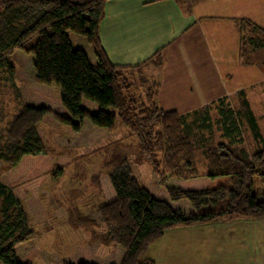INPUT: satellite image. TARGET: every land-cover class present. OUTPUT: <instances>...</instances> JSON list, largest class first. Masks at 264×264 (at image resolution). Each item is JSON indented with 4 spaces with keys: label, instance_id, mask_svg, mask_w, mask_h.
I'll list each match as a JSON object with an SVG mask.
<instances>
[{
    "label": "trees",
    "instance_id": "obj_1",
    "mask_svg": "<svg viewBox=\"0 0 264 264\" xmlns=\"http://www.w3.org/2000/svg\"><path fill=\"white\" fill-rule=\"evenodd\" d=\"M105 1L0 0V173L26 158L37 170L50 169L55 176L63 171L41 159L47 150L38 125L45 119L66 125L85 144L112 132L120 120L137 138L141 154L157 176L154 190L141 187L127 166L129 154L122 162H113L119 155L114 152L110 163L116 164L107 180L109 200L89 222L103 229L97 238L100 245H116L119 256L102 260L95 255L100 260L89 262L76 257L65 264H155L147 251L169 230L222 220H264V190L253 192L256 177L264 185V141L254 152L238 141L242 133L238 117L250 110L246 95L237 113L226 99L214 104L219 109L220 135L211 131L209 136L198 135L190 114L159 106V82L144 73L149 62L159 69L163 66L161 50L136 66L110 61L100 38ZM247 26L264 35L246 20L240 29ZM68 32L87 40L96 64L72 44ZM242 32L240 54L246 57ZM255 47H264V41ZM18 51L32 56L25 57L29 77L46 96L43 104L28 102L14 82L17 68L9 55ZM138 85L143 96L131 94ZM52 86L59 87L61 94L50 91ZM208 111L206 118L212 120ZM199 151L206 162L204 170L198 166ZM219 178L226 180L210 187L193 182ZM19 185L3 181L0 175V264H31L34 257L36 232L15 193Z\"/></svg>",
    "mask_w": 264,
    "mask_h": 264
},
{
    "label": "rangeland",
    "instance_id": "obj_2",
    "mask_svg": "<svg viewBox=\"0 0 264 264\" xmlns=\"http://www.w3.org/2000/svg\"><path fill=\"white\" fill-rule=\"evenodd\" d=\"M238 1L240 9L237 13L246 14V16L212 18V16H223V13H228L225 8L218 6L221 4L225 7L224 1L193 0L197 9L194 13L200 20L199 26L192 38L187 43L184 42V45L181 49L179 48L176 54V48H172L171 51L173 52H171L172 54L168 59L169 66L162 74L163 81L166 80L163 86H169L170 83H167V79L172 74L184 73L183 78L185 81L174 85L185 87L179 91H169V93H179L178 95L166 98L161 96L158 104L165 110H175L182 115L190 114L189 117L194 121V131L198 135L209 136L210 131L220 135L217 123L219 109L214 104L226 99L231 104V108L237 113L242 104V96L245 94L250 110L247 114L238 117L242 132L238 141H242V144L250 152H254L258 149L260 142L264 140V47H255L259 40L264 41V35L251 27H243L242 30L240 27L242 21L246 20V22H250L264 31V0H254V3H252L253 0ZM236 4L238 3L236 2ZM193 7L194 5L191 4V15H193ZM241 31H243L242 34L246 39V57H243L239 50ZM68 35L72 44L82 48L90 61L96 64V57L87 40L73 32H68ZM203 35L206 36L204 41L202 39ZM197 52H200V57H195ZM26 56L32 57L20 51L9 55L10 63L17 68L18 73L20 72L19 80L22 78L30 79L29 62L25 59ZM150 70L145 69V75H152L153 73ZM189 87L200 88L199 93L206 98L205 101L180 98V94L185 95L188 93ZM28 90H31L30 86ZM50 91L57 95L61 94V89L57 86H52ZM165 92L167 93L168 90H165ZM131 94L143 96L144 89L140 85L135 86ZM208 109H210L209 115L212 120L206 118L207 112L209 113ZM109 112L114 113L112 108L109 109ZM194 113L199 115L194 117ZM41 130L47 150L46 155L52 160L56 166L55 168H61V165L68 162L67 159L72 163L65 167L63 177L57 175L55 177L53 173H50L52 177L47 176L39 183L42 194H44V191H51L52 195L54 194L51 197V205L61 207L60 203L57 202V200H60L63 202V209L67 210H60L55 213L53 211L49 212V219L45 223L50 228L48 226L42 228L43 224L38 223L35 218L31 219V226L35 232L43 234L36 238V249L31 264H51L53 258L58 255H66L77 245L100 244L97 238L103 229L100 225H97L99 227L97 228V226L91 224L84 215H91L93 219L97 217V214L94 213L95 209H93L101 199L97 186H100L102 175V178L106 181L107 175L115 168L116 163L113 165L110 163L114 152L119 153V158L118 156L116 159L113 158V162H122L129 154L127 166L141 187L154 190L157 185L156 173L150 161L141 154L137 138L130 136L127 128L120 120H116L112 132L91 145L60 146L57 140L60 138L65 139L64 136L68 131L64 124L45 121V124H41ZM254 136H260V138L255 139ZM63 159H66V161L62 162ZM197 162L199 168L204 170L206 162L200 151L198 152ZM225 180L222 178L216 179L208 187ZM263 190V183L256 177L253 192L258 194ZM104 202L103 199L101 204H104ZM22 206L25 209L27 207L25 203ZM68 210H78L79 212L72 214ZM28 213L30 212L28 211ZM34 223H36V226ZM180 228L188 227L175 229ZM105 250L107 251L106 247L100 245V251ZM93 251L92 248L87 249L84 253H81L79 259L94 260Z\"/></svg>",
    "mask_w": 264,
    "mask_h": 264
},
{
    "label": "crops",
    "instance_id": "obj_3",
    "mask_svg": "<svg viewBox=\"0 0 264 264\" xmlns=\"http://www.w3.org/2000/svg\"><path fill=\"white\" fill-rule=\"evenodd\" d=\"M222 1L225 2L226 6L224 7L221 4L218 6L220 8H225V11H228V13H223V16H212V18L246 16V14L241 15L237 13L238 9H240L238 0ZM236 2L238 4H236ZM252 3H254V0ZM191 4L194 5V11L192 10L193 15H191ZM195 7L193 0H162L158 2L154 0L105 1V15L101 24L100 38L110 61L114 65H140L149 61L158 51H162L164 64L160 69L150 62L148 63L149 65L147 64L146 66V69H151L150 71L153 73L148 76L155 78L160 85L158 103L161 96L166 98L179 94L169 93V91H179L185 87L174 85L185 81L183 78V76H185L184 73L172 74L171 77L167 79V83H170L169 86H163L166 80L163 81L162 74L169 66L168 59L170 54H172L171 52H173L171 51L172 48H176V54L179 48L181 49L184 45V42L187 43L189 39L192 38L199 26L200 20L194 13L197 11ZM205 37L206 36L203 35V41ZM196 54L197 56L195 57L201 56L200 52ZM150 65H152V67H150ZM18 77L19 73L17 71L14 76V82L23 96L27 97L26 100L28 102L36 104H43L46 102V96L41 95V88L34 84L31 78H22L19 80ZM29 86L31 90H28ZM188 89V93L185 95L183 93L180 94V98H186L188 100L189 98L201 99L205 101L206 98L199 93L201 90L200 88L189 87ZM165 90H168V92L166 93ZM45 121L50 120L45 119L38 125L41 137V124H45ZM52 123L61 124L58 122ZM64 138L65 139L60 138L57 140L58 144L62 147L85 144L80 141L78 137L74 138L69 130ZM42 140L44 141L43 137ZM41 159L50 161L51 168L56 167L47 155L42 156ZM61 161L64 162L66 159ZM67 161L65 165H61L63 171L57 176L63 177L65 175V167L72 163V161L68 159ZM37 167L38 166L33 164V161L26 158L16 168L5 173H0V175L1 179L9 184L20 183V185L15 188V193L21 204L25 203L27 205V207H25L30 212L32 219L35 218L38 223L43 224L42 228L46 226L50 228V226L45 223L49 219V212L53 211L55 213L67 209H63V202L57 200L56 197L54 198L60 203L61 207L51 205V197L54 196L51 191H44V194L41 193L39 183L47 176L52 177V174L50 175L52 172L50 169L40 171L37 170ZM102 177L100 179V186H97V190L100 191L99 194L101 199L98 205L93 208L95 209L94 213H96L97 207L103 204H101V201L104 199L106 202L110 197L107 187L108 175L106 181H104ZM198 180H193V182L203 184L204 186H209V184L213 182L207 179ZM68 211L72 214L79 212L78 210ZM84 216L86 219H92L91 215L85 214ZM60 217H62V215H60ZM34 225L36 226V223H34ZM94 225L97 226L96 224ZM97 228L99 227L97 226ZM55 229H57V227H55ZM39 235L43 234L36 232L33 239L34 250L36 249V238H38ZM90 248L94 249V255L102 260H111L119 256L118 247L116 245L106 247L107 251H100V244L98 243L85 244L73 247L66 255L56 256L52 259L53 262L51 264H65L69 261H73L76 257L78 258L82 252L84 253ZM97 257L93 261L100 260L97 259ZM147 257L154 261L155 264H264V220H258L256 222L246 219L222 220L211 224L172 229L165 232L160 240L150 245L147 251ZM83 260L89 262V260Z\"/></svg>",
    "mask_w": 264,
    "mask_h": 264
}]
</instances>
